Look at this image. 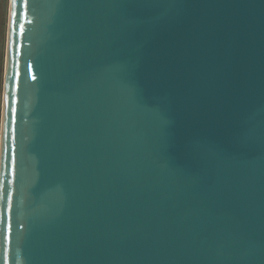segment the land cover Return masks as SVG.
<instances>
[{
  "label": "water",
  "instance_id": "95a60500",
  "mask_svg": "<svg viewBox=\"0 0 264 264\" xmlns=\"http://www.w3.org/2000/svg\"><path fill=\"white\" fill-rule=\"evenodd\" d=\"M0 264H264V0H9Z\"/></svg>",
  "mask_w": 264,
  "mask_h": 264
},
{
  "label": "rangeland",
  "instance_id": "374dc122",
  "mask_svg": "<svg viewBox=\"0 0 264 264\" xmlns=\"http://www.w3.org/2000/svg\"><path fill=\"white\" fill-rule=\"evenodd\" d=\"M8 10H9V0H0V120H1V107H2Z\"/></svg>",
  "mask_w": 264,
  "mask_h": 264
},
{
  "label": "snow or ice",
  "instance_id": "6c2138e0",
  "mask_svg": "<svg viewBox=\"0 0 264 264\" xmlns=\"http://www.w3.org/2000/svg\"><path fill=\"white\" fill-rule=\"evenodd\" d=\"M13 3L15 4V0H13Z\"/></svg>",
  "mask_w": 264,
  "mask_h": 264
}]
</instances>
